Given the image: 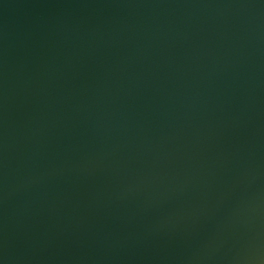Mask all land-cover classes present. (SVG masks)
Returning <instances> with one entry per match:
<instances>
[{"label":"water","instance_id":"obj_1","mask_svg":"<svg viewBox=\"0 0 264 264\" xmlns=\"http://www.w3.org/2000/svg\"><path fill=\"white\" fill-rule=\"evenodd\" d=\"M0 264H264V0H0Z\"/></svg>","mask_w":264,"mask_h":264}]
</instances>
